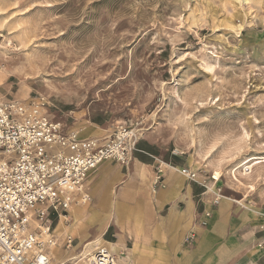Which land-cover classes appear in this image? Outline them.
Segmentation results:
<instances>
[{
    "label": "rangeland",
    "instance_id": "1",
    "mask_svg": "<svg viewBox=\"0 0 264 264\" xmlns=\"http://www.w3.org/2000/svg\"><path fill=\"white\" fill-rule=\"evenodd\" d=\"M0 75L4 99L43 101L84 138L128 126L162 174H194L185 251L223 203L235 237L224 262L264 264V0H0ZM71 215L52 220L64 258L50 264H88L103 246H86L124 233Z\"/></svg>",
    "mask_w": 264,
    "mask_h": 264
},
{
    "label": "built area",
    "instance_id": "2",
    "mask_svg": "<svg viewBox=\"0 0 264 264\" xmlns=\"http://www.w3.org/2000/svg\"><path fill=\"white\" fill-rule=\"evenodd\" d=\"M136 143L128 126L103 139L84 138L51 118L45 102L0 95V264H50L53 218L66 217L73 204H89L91 173L104 162L125 166ZM162 177L156 168L153 186ZM113 260L106 248H96L88 264Z\"/></svg>",
    "mask_w": 264,
    "mask_h": 264
},
{
    "label": "crops",
    "instance_id": "3",
    "mask_svg": "<svg viewBox=\"0 0 264 264\" xmlns=\"http://www.w3.org/2000/svg\"><path fill=\"white\" fill-rule=\"evenodd\" d=\"M136 154L151 160L142 161ZM153 159L150 151H142L137 145V152L126 168L112 162L99 165L87 181L91 207L77 205L76 210L68 209L77 217L74 224L81 221L86 231L93 228L92 223H99V230L108 221L121 224L124 233L116 243L118 249L110 252L121 253L115 264H229L224 261L232 252L235 237L233 232L224 231L226 205L221 203L212 211L206 228H196L194 247L185 251L183 239L191 228L195 211L191 186L177 167L165 165L164 188L152 194L153 169H156ZM55 253L62 261L64 257L61 258L59 250Z\"/></svg>",
    "mask_w": 264,
    "mask_h": 264
},
{
    "label": "bare ground",
    "instance_id": "4",
    "mask_svg": "<svg viewBox=\"0 0 264 264\" xmlns=\"http://www.w3.org/2000/svg\"><path fill=\"white\" fill-rule=\"evenodd\" d=\"M1 75H0V86H1V84H2V80H1ZM142 168V167H141ZM142 170V169H141ZM179 174L180 175H182L183 177H185L186 175H184V173L183 172H180L179 171ZM213 178H215V179H218L219 178V173L218 172H215L214 173V175H213ZM210 191H212L213 192V190L212 189H210ZM69 212H70V214H72L73 216H71L72 218H74V221H76L77 220V217L73 214V212H71L70 210H69ZM73 221V223H72V225L75 223ZM71 225V226H72ZM69 227V226H68ZM67 227V228H68ZM66 228V227H65ZM61 232H62V230H61ZM64 233H61V234H59L60 236L61 235H63ZM58 238V237H57ZM58 244V243H57ZM96 244H100V246H103V247H105L108 251H109V255H111V256H113V254H111L110 252H116V250L118 249L117 248V245H116V243L114 244V243H108V242H105V241H100V240H95V242L91 245V246H86L85 247V249L81 252L82 254H84L85 253V255H87L88 253L90 254L91 253V251L93 250V247H94V245H96ZM57 246H54L53 248H52V251L53 250H56V251H58V247L56 248ZM102 247V248H103ZM117 248V249H116ZM51 251V252H52ZM54 253H55V251H53ZM88 254V255H89ZM82 258V257H81ZM88 259H90V256H89V258ZM80 264V263H79ZM87 264V263H86ZM112 264H115V259L112 261Z\"/></svg>",
    "mask_w": 264,
    "mask_h": 264
}]
</instances>
